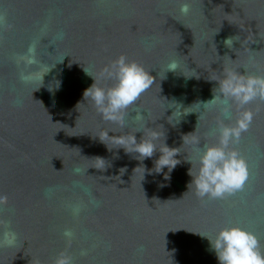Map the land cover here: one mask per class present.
<instances>
[{
  "label": "water",
  "instance_id": "water-1",
  "mask_svg": "<svg viewBox=\"0 0 264 264\" xmlns=\"http://www.w3.org/2000/svg\"><path fill=\"white\" fill-rule=\"evenodd\" d=\"M183 2L0 0V264H54L60 252L72 264H219L207 238L233 226L264 253V101L241 109L215 90L225 71L264 77V0H187V15ZM121 55L154 79L124 128L84 98L94 79L115 84L99 73ZM243 110L252 123L230 148L246 161L245 185L198 198L189 169ZM148 127L178 148L171 173L154 171L158 152L141 161L96 137L139 142Z\"/></svg>",
  "mask_w": 264,
  "mask_h": 264
},
{
  "label": "clouds",
  "instance_id": "clouds-1",
  "mask_svg": "<svg viewBox=\"0 0 264 264\" xmlns=\"http://www.w3.org/2000/svg\"><path fill=\"white\" fill-rule=\"evenodd\" d=\"M180 12L183 15L190 12V4L187 0L181 4ZM232 42L233 38H228L224 43L228 47ZM178 67L177 61L173 60L169 63L167 71L175 72ZM99 78L112 79L115 84L108 88L100 87L93 78L94 83L85 90L84 98L91 99L103 120L124 128L126 110L135 104L140 96L151 87L154 83L153 76L142 65L135 61H129L126 56L121 55L100 71ZM217 82L219 86L215 90H218L220 97H222L221 103H227L231 100L243 109L245 105L254 100L264 101V77L225 71L223 77ZM216 99L218 97L214 95L213 100ZM227 111L228 109H224L225 113ZM253 116L252 111L243 110L239 112L233 126H226L220 122L218 144L204 146L201 149L202 154L199 158V168L196 175H193L192 167L188 172L192 178L188 189L194 187L198 198L223 199L226 195L242 190L249 175L247 164L239 152L231 149L230 145L239 142L242 133L249 129ZM138 118L143 119L144 117L138 113ZM109 132L102 131L96 137L106 146H108L107 142L110 141L117 145L116 148H123L128 154H138V159L141 161L152 158L158 152L159 158L155 160L154 167L156 173L163 172L165 168L168 169V173H171L180 163L179 160L175 159L180 154L178 148L168 147L164 140L163 144L158 146L157 142L160 140L161 134L155 128H149L147 134L143 132L139 142L135 133L109 136ZM189 135L191 134L185 135L183 138ZM183 142L186 141L183 139ZM192 142L199 144L195 138ZM95 160L98 162L96 169L103 168L105 161L102 158H95ZM169 178L167 173L164 174L165 180ZM5 204H7V197L0 196V205ZM207 239L219 264H264V253L260 251L257 237L240 227L223 228L214 239ZM54 264H72V258L66 252H60Z\"/></svg>",
  "mask_w": 264,
  "mask_h": 264
}]
</instances>
